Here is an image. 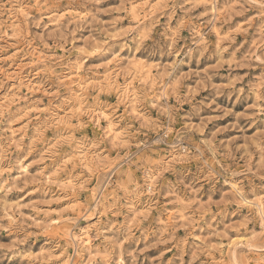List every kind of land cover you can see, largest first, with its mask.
Segmentation results:
<instances>
[{
  "label": "rangeland",
  "instance_id": "obj_1",
  "mask_svg": "<svg viewBox=\"0 0 264 264\" xmlns=\"http://www.w3.org/2000/svg\"><path fill=\"white\" fill-rule=\"evenodd\" d=\"M0 264H264V0H0Z\"/></svg>",
  "mask_w": 264,
  "mask_h": 264
}]
</instances>
